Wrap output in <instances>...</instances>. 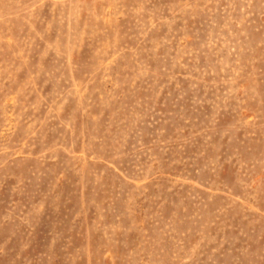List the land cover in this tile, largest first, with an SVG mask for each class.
Masks as SVG:
<instances>
[{
    "label": "rangeland",
    "instance_id": "obj_1",
    "mask_svg": "<svg viewBox=\"0 0 264 264\" xmlns=\"http://www.w3.org/2000/svg\"><path fill=\"white\" fill-rule=\"evenodd\" d=\"M0 264H264V0H0Z\"/></svg>",
    "mask_w": 264,
    "mask_h": 264
}]
</instances>
